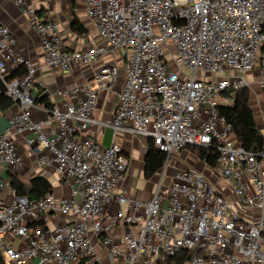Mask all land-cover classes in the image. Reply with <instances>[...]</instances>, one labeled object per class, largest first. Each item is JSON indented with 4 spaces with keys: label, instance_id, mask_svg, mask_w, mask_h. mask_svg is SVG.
Listing matches in <instances>:
<instances>
[{
    "label": "built area",
    "instance_id": "2783aa9c",
    "mask_svg": "<svg viewBox=\"0 0 264 264\" xmlns=\"http://www.w3.org/2000/svg\"><path fill=\"white\" fill-rule=\"evenodd\" d=\"M13 2L42 39L48 68L70 73L124 51L125 82L111 122L95 117L100 93L118 82L109 64L58 92L50 116L34 121L36 68L0 23V80L18 108L0 135V171L21 168L15 137L24 136L36 165L69 190L32 200L0 177V264H168L183 253V264H264V149H246L219 112L251 86L259 63L264 91V0H86L104 44L82 51L67 50L59 25L31 0ZM9 63L23 75L11 79ZM99 127L151 140L166 164L189 146L214 149L216 178L165 171L150 199L135 198L122 145L104 148L90 136Z\"/></svg>",
    "mask_w": 264,
    "mask_h": 264
},
{
    "label": "crops",
    "instance_id": "0c3cea01",
    "mask_svg": "<svg viewBox=\"0 0 264 264\" xmlns=\"http://www.w3.org/2000/svg\"><path fill=\"white\" fill-rule=\"evenodd\" d=\"M31 4L37 9L40 18L54 21L59 25L62 41L67 50L82 51L96 45L104 44L99 38L97 26L87 16L86 0H31ZM0 23L8 26L11 30L12 36L16 41V51L29 60L36 68L35 78L37 84L35 92L37 101L35 107L32 109V118L34 121L46 120L50 116L53 103H55L54 101L59 100L56 97L58 92L67 91L83 84L90 79L93 72L103 64L117 65L120 68V72L118 82L114 89L112 91H102L100 93L95 117L103 122H111L113 120L119 94L125 82V73L123 69L124 58L122 54L116 57L106 56L102 61L95 63L91 67H83L70 73H63L58 70L50 69L45 65L42 39L31 27L23 8L17 6L13 0H0ZM18 70L23 71L17 68L14 63H9L11 78L19 77L17 76ZM258 77L259 73L256 74L255 71L247 76L251 85H256ZM46 93H48V95H45ZM42 98L46 99L43 101ZM17 110V105L13 103V105L5 111L0 109V117L5 116L7 119H11L17 113ZM104 132L105 129L99 127L92 130L90 136L102 142ZM128 136L138 139L141 138L130 133L118 131L115 134L114 140L120 144H124V142L130 138ZM15 140L23 164L19 170L12 172V174L16 175L28 189L31 187L30 181L33 178L43 177L52 184V190L58 197L67 198L69 196V190L62 184L55 170L53 168H41L36 165V156L27 145L24 136H16ZM205 165L207 166L206 163ZM208 171L207 173L204 172V174L211 180H214V169L209 168ZM157 174L151 179L155 186L153 194L156 191L159 181H155ZM133 175L130 168H128L124 185L127 187L130 194L141 200L150 199L153 194L148 197V193H150L148 187L145 189H137L136 186L131 184V177ZM0 177L10 183L8 170L0 171ZM220 186L225 187L222 180H220ZM226 190L228 189L226 188ZM226 194H229L231 199L234 198L229 191H226ZM9 200L10 199H8V201ZM51 222L57 223L58 220L52 219ZM122 230L123 229L120 228L119 231ZM97 248L102 250L99 245H97Z\"/></svg>",
    "mask_w": 264,
    "mask_h": 264
},
{
    "label": "trees",
    "instance_id": "16d2710c",
    "mask_svg": "<svg viewBox=\"0 0 264 264\" xmlns=\"http://www.w3.org/2000/svg\"><path fill=\"white\" fill-rule=\"evenodd\" d=\"M23 72L18 70L17 76L23 75ZM4 91L5 87L0 80V109L3 111L13 105V102L5 97ZM235 96L236 100L233 105L219 108L220 115L232 124L236 137L246 149L252 152H260L264 149V137L258 128L254 112L250 106V89L240 90ZM45 99L42 98L43 101ZM187 149H198L199 157L209 168L214 169L217 166L218 152L216 150L192 146L185 150ZM167 160V154L157 150L153 142L148 140L147 153L144 159V178L146 180L152 179L165 167ZM9 176L10 186L17 195L27 196L32 200H38L52 190V184L43 177L33 178L30 181L31 187L28 189L16 175L9 173ZM40 224H44V222ZM189 255V253H183L170 259L168 264H183Z\"/></svg>",
    "mask_w": 264,
    "mask_h": 264
},
{
    "label": "rangeland",
    "instance_id": "374dc122",
    "mask_svg": "<svg viewBox=\"0 0 264 264\" xmlns=\"http://www.w3.org/2000/svg\"><path fill=\"white\" fill-rule=\"evenodd\" d=\"M171 46L172 43L170 44ZM122 57L124 51H120ZM165 58L169 60V54L165 55ZM170 61V64L173 69H177L175 64ZM262 63H259L255 68L256 74L260 73V67ZM180 70V69H179ZM202 76V75H201ZM257 85V84H256ZM252 84L250 89V106L254 112L255 119L258 125L261 134L264 137V91L261 90L258 85ZM126 142H124L123 149L129 159V168L132 174L131 184L136 186L137 189H145L148 187L150 193L148 197L153 194L154 184L151 179L146 180L144 178V156L147 151V143L142 138H133L131 136ZM194 167L201 172H209V167L205 165V162L199 157L198 149H187L181 152L174 154L171 157L170 162L165 165V167L157 174L155 181H158L161 176L166 173L172 177L176 171L181 168ZM135 188V187H134ZM103 264H107L106 261H103Z\"/></svg>",
    "mask_w": 264,
    "mask_h": 264
},
{
    "label": "water",
    "instance_id": "95a60500",
    "mask_svg": "<svg viewBox=\"0 0 264 264\" xmlns=\"http://www.w3.org/2000/svg\"><path fill=\"white\" fill-rule=\"evenodd\" d=\"M45 95H48L46 93ZM11 128L9 119L5 116L0 117V135H5L6 131ZM115 130L112 127H107L104 132L102 146L104 148H109L115 137Z\"/></svg>",
    "mask_w": 264,
    "mask_h": 264
}]
</instances>
